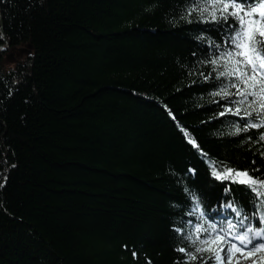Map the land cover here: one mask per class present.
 I'll use <instances>...</instances> for the list:
<instances>
[{
	"label": "trees",
	"instance_id": "trees-1",
	"mask_svg": "<svg viewBox=\"0 0 264 264\" xmlns=\"http://www.w3.org/2000/svg\"><path fill=\"white\" fill-rule=\"evenodd\" d=\"M186 6L0 0V264H174L190 247L174 227L197 222L185 186L221 224L235 219L228 199L249 208L243 186L222 196L206 160L264 178V142L215 119L220 98L199 74L223 33L181 20Z\"/></svg>",
	"mask_w": 264,
	"mask_h": 264
},
{
	"label": "snow or ice",
	"instance_id": "snow-or-ice-1",
	"mask_svg": "<svg viewBox=\"0 0 264 264\" xmlns=\"http://www.w3.org/2000/svg\"><path fill=\"white\" fill-rule=\"evenodd\" d=\"M180 19L188 24L195 22L209 26L205 31L223 33L222 43L212 39L206 41L208 48L215 51L202 61L211 70L207 74H199L200 82H214L210 95L220 99L212 102L222 109L215 119L236 117L227 135L237 137L257 130L258 138L253 143L261 144L264 142V0H187ZM3 38L0 33V39ZM196 39L204 41L205 36ZM169 115H172L171 111ZM172 118L175 120V116ZM180 130L201 158H207L208 154L188 130L183 127ZM247 140L252 141V136H247ZM259 155L264 158V151H260ZM206 162L209 176L221 187L222 196L232 197L233 185L243 186L241 192L249 197V208L237 206L233 199H228L219 207L230 209L235 219L225 216L221 224L206 215L200 200V195L205 194L198 195L185 186L183 192L193 208L188 214L197 216V222L188 232L182 227H174V231L183 236L190 246L175 248L182 258L178 257L174 264H234V261L239 264L241 260L247 262L249 258L251 264H258V259L260 264H264V178L254 174L259 173L260 168L217 167L214 160L208 159ZM252 163L256 164V161ZM187 171L196 174L195 168L189 167ZM6 183L5 176L0 181V189ZM215 214L220 215L219 212ZM187 223L192 225L193 222L189 220ZM132 256L136 258L137 253L133 251ZM147 264H151V260Z\"/></svg>",
	"mask_w": 264,
	"mask_h": 264
},
{
	"label": "rangeland",
	"instance_id": "rangeland-1",
	"mask_svg": "<svg viewBox=\"0 0 264 264\" xmlns=\"http://www.w3.org/2000/svg\"><path fill=\"white\" fill-rule=\"evenodd\" d=\"M224 209H225V208H224ZM226 210H230V209H226ZM238 255H239V254H238ZM234 264H235V261H234ZM239 264H251V258H249V259L247 260V262L241 260V261L239 262ZM258 264H260L259 259H258Z\"/></svg>",
	"mask_w": 264,
	"mask_h": 264
}]
</instances>
